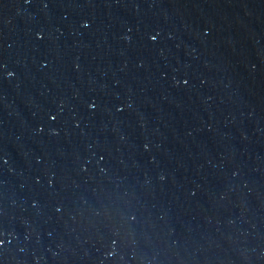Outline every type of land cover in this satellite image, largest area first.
<instances>
[{"label":"water","instance_id":"obj_1","mask_svg":"<svg viewBox=\"0 0 264 264\" xmlns=\"http://www.w3.org/2000/svg\"><path fill=\"white\" fill-rule=\"evenodd\" d=\"M0 264H264V0H0Z\"/></svg>","mask_w":264,"mask_h":264}]
</instances>
